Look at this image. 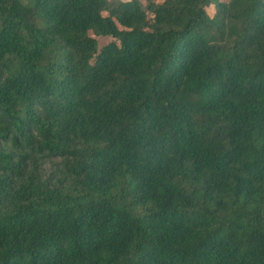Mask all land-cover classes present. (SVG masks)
Segmentation results:
<instances>
[{
  "label": "trees",
  "instance_id": "1",
  "mask_svg": "<svg viewBox=\"0 0 264 264\" xmlns=\"http://www.w3.org/2000/svg\"><path fill=\"white\" fill-rule=\"evenodd\" d=\"M0 264H264V0H0Z\"/></svg>",
  "mask_w": 264,
  "mask_h": 264
},
{
  "label": "rangeland",
  "instance_id": "2",
  "mask_svg": "<svg viewBox=\"0 0 264 264\" xmlns=\"http://www.w3.org/2000/svg\"><path fill=\"white\" fill-rule=\"evenodd\" d=\"M101 41L104 43L106 40H105V38H102Z\"/></svg>",
  "mask_w": 264,
  "mask_h": 264
}]
</instances>
